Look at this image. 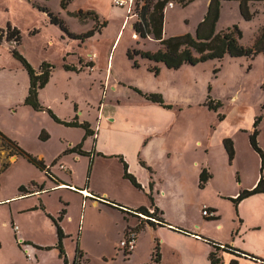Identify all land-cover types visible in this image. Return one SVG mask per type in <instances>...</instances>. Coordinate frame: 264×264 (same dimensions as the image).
<instances>
[{
	"label": "rangeland",
	"instance_id": "374dc122",
	"mask_svg": "<svg viewBox=\"0 0 264 264\" xmlns=\"http://www.w3.org/2000/svg\"><path fill=\"white\" fill-rule=\"evenodd\" d=\"M59 1L0 0V29L6 33L8 24L11 27L15 26L21 37L19 43L14 40L15 36L10 40L4 37L0 43V131L23 151L42 159L49 170V173L43 171L48 178H50L49 174L51 176L52 174H59L63 175L61 176L63 179L66 176L68 178L69 173L61 170L59 165L66 166V168L71 166L74 184L77 186L88 185L89 164H87L84 156L82 159H73L69 156L70 154H67L68 156H62L63 160L55 157L68 144H78L83 137H86L85 132L81 127L66 126L56 122L46 110H34L30 105L24 104L28 90V74L25 68L13 58L12 48L17 49L37 70H39L42 62L53 65L47 87L38 95V100L41 105L49 108L62 120L71 121V118L76 115V117L94 121L98 110L101 113V106L99 107L102 101L100 88L104 89V83L99 76L104 72L105 58L109 54L110 63L113 67L112 73L118 75L126 84V86L120 87L117 94L124 96L129 91L128 84L135 85L145 89L143 91L162 94L161 96L166 102L174 105L175 109L180 108L181 124H183V128L182 126L180 128L182 131H188V136L181 140V143L194 142L198 139L202 130H205L206 127L209 128L210 122L216 119V114L217 116L220 113L227 115L232 123L233 121L239 123L240 119L242 126L249 132L235 130L233 137L230 138L236 147L238 161L243 164L239 172L235 171L238 176L232 174L229 183L224 184L227 188L230 189L235 184H239L241 179L249 182L255 172L260 171L261 166L257 168L258 158L255 154L256 151L249 143L248 134L253 123V120H250L257 115L261 116V125L257 129H259L260 136L258 145L263 150L264 55L262 53H257L251 57L225 55L220 60L211 59L196 65L186 64L177 70L169 69L167 71L164 69L154 79L153 74L148 70L151 65L148 66V69L141 66L139 69L133 70L130 68L132 66L131 60L125 54L126 49H150L146 46H150L151 50L153 49V45L149 44H152L154 40H151L150 43L148 39H142L138 35L131 39L132 33H135L132 25L138 17V10L133 0L130 11L126 10V6H115L114 0L108 2L106 0H70L65 9L60 8ZM35 5L48 7L55 15L63 19L68 31L72 34L84 33L95 24L98 25L104 21H107V25L101 28L100 32H96L80 42L79 39L69 37L59 26L50 23L47 14L38 10ZM141 5L142 3L139 7ZM204 5L205 0H194L185 6H180L173 1L168 2L164 8L163 36L168 37L182 33L194 35L195 28L203 16ZM249 6L252 18L245 20L240 14L237 0H221L216 31L236 25L241 31L239 42L243 46L250 45L259 28L264 24V0H250ZM80 10L83 12L95 10L97 19L88 15L86 16L88 18L80 21L74 16ZM125 17L127 18L123 23ZM154 43V48L159 47L158 42ZM135 59L140 66V61L143 59L139 55H135ZM89 62L93 63L92 67L89 66ZM66 65L75 67L78 69L77 72L83 69L85 74L72 72L73 70L67 69ZM133 68L135 69V67ZM149 74L151 77L148 78ZM208 99L212 103L220 100V106L216 109H209L206 105ZM75 103L78 110L74 112L73 104ZM79 111L81 112L80 115H78ZM92 137H94V133ZM171 138H166V141ZM7 144V142L0 140V200L17 194V192L19 194L18 190L20 186H23L21 184H27L30 182V178L38 175V168L29 162L25 156L17 154V159L14 161V156L9 155ZM86 146H88V142ZM11 161L14 162L10 163ZM4 162H7L8 165H4ZM230 172L233 173L231 167ZM113 173V171L109 172L108 176H105L106 180L109 179L107 182L98 178L90 187L91 190H98L103 186L112 199L117 200L118 198L119 201L126 200L125 202L129 203L142 202L144 204L146 202L145 199L148 196L143 194V189L134 187L135 192L117 189L113 181L116 176ZM227 174H229V169L224 165H219L217 182H221L224 178L227 180ZM53 177L55 180H52L57 183L58 178L55 175ZM67 181L70 182V180ZM67 189L62 190L66 193L63 197L66 201H70L73 217L71 222L67 221V225L69 226L68 230L74 236L67 238L66 248L72 252L75 250L77 224L82 212L80 197L77 196L76 191ZM62 191L52 189L45 193L42 199L32 196L27 200H22V197L12 199L14 200L13 203H9V200L5 203L4 201L0 202V264H18V262H14V260H19V255L13 247L15 238L12 227L16 226L15 223L19 227L16 238L22 236L35 242L55 240V226L45 216V211L59 212L63 207V202H65L59 197ZM217 202L222 212V218L227 220L228 205L221 201ZM39 203L44 205L45 210L42 208L26 210ZM152 205L148 209H153V216L160 218L161 224L164 223L160 212L155 211V206ZM107 207L108 209L104 210V215L102 214L103 211L97 212L94 207L85 214L86 220L94 223L93 229L88 234V240L91 243L102 242L101 251L92 248V254L89 256L90 264H101L94 256L101 252L102 254H109L112 251L111 243L114 241L117 242L116 251L120 257L124 259L128 256L118 247L120 241L118 239L121 236L118 234L124 224L122 218L127 216V212H122L121 208H131L115 202ZM24 208L25 211L17 216V222L11 223L10 212L14 214ZM129 214L133 213L129 212ZM82 219L79 223L80 226L83 225ZM140 219L139 217L136 219L137 224H139L138 228L143 225V221ZM22 245L24 246V242ZM218 246L220 247V245ZM114 264L127 263H122L120 259Z\"/></svg>",
	"mask_w": 264,
	"mask_h": 264
},
{
	"label": "crops",
	"instance_id": "0c3cea01",
	"mask_svg": "<svg viewBox=\"0 0 264 264\" xmlns=\"http://www.w3.org/2000/svg\"><path fill=\"white\" fill-rule=\"evenodd\" d=\"M108 1L106 0V2ZM206 3L208 4V0H205V8L202 11L203 16L207 9ZM126 18L123 19V23L126 21ZM134 36H137V34L132 33L131 39ZM145 39H148L150 43L152 42L151 40H154L150 36ZM154 42L157 41L154 40L152 44H149L153 45L152 50L150 46L146 45L150 49L144 50H156L158 47L154 48ZM141 59L143 60L140 61V66L135 67V69L129 63L127 65L129 64L133 70L139 69L141 66L148 69L149 65L151 67H158L159 71L157 74L148 69L153 74L152 77L154 79L164 69L167 71L170 69L162 62L155 63L145 58ZM105 62L106 67L104 68V72L99 76L100 80L104 83V89L100 88L102 101L99 107L101 106V113L98 110L94 121L79 118L80 111L77 115L78 122H87L89 129L94 131V137L89 135L82 141L81 150L86 154L67 150L75 146L76 143L75 145L68 144L59 155L55 156L57 157L56 159L61 160H63L62 156L67 154H70L69 156L73 159H82L84 156V159L88 162L87 164H89V167L87 166L89 168L88 185L77 186L74 184L71 166H67V168L63 166L64 169L60 168L69 173V177L67 178L66 176L64 179L61 178L63 175L59 174L49 175L50 179L43 171L37 169L38 175L36 177L30 178V182H27V184H21L25 187L26 192L23 193L18 190L19 194L17 192V194L6 197L4 200H0V202L4 201L5 203L9 200V203H13L14 200L12 199L22 197V200H27L32 196L42 199L43 195L52 189L62 191L69 188L70 191H76L75 193L78 194L77 196L81 200L80 206L82 212L77 224L76 235V246L82 251L79 264H90L89 256L92 254L93 247L98 251L102 250V242L95 241L91 243L88 240V234L93 229L94 223L86 220L85 214L94 207V210H97V212L103 211L102 214L104 215V210L108 209L107 206L113 205L114 202L118 204L122 203L131 209L138 207L148 209L153 204L152 206H155L160 212L164 223L158 225L143 221V225L138 228L134 248L128 256L124 259L120 257V254L116 251L117 242L114 241L111 243L112 251L109 254H102L101 252L94 256L101 264H114L120 261V259L122 263L127 264H211L209 258L211 252H216L218 262L215 264H264V192H257L246 196L236 204L232 202V199L236 198L241 190L252 189L257 183L260 174L264 177V163L263 165L260 163L258 154L255 152L258 158L256 165L257 168L261 166L260 171L257 170L249 182L241 179L239 184H235L230 189L224 185L229 183L232 174H236V177L238 176V173L235 171L239 172L243 164L238 161L239 157L236 147L230 137H233V131L235 130L247 132L249 130L242 126L240 119L239 123L233 120L232 123L227 118V115L220 113L218 116L216 114V119L213 122H210L209 128L206 127L205 130H202L198 139L194 142L181 143L180 141L188 136V131H182L180 128L181 126L183 128L181 114L179 113L180 108L175 109V106L166 102L162 96L164 103L170 105L169 108L163 107L156 102L148 101L133 88L139 89L143 93L156 92H146L143 91L145 89L130 84L127 86L128 93L120 96L117 94L118 90L121 86H126V84L118 75L112 73L113 67L110 63L109 54L105 58ZM184 65L186 64L180 67ZM82 70L72 72L85 74V70ZM149 77H151L150 74L148 75ZM47 83L39 90L38 95L47 87ZM103 97H105L104 100ZM73 107L74 112L78 110L76 103L73 104ZM255 117L250 121H254ZM260 121L257 127L261 125ZM252 128L253 123L248 137L252 132ZM257 130L259 144V129ZM169 137L172 138L166 141V138L168 139ZM225 139H231L232 141L233 156L231 158H229L223 144ZM87 142L88 146H86ZM262 149L264 153L263 146ZM12 156H14L15 161L17 155L13 154ZM39 156L42 155L39 154ZM120 158L126 163L128 172L140 183L144 190L143 194L148 196L144 204L142 202L129 203L125 202L126 200H121V202L118 198L117 200L112 199L103 186L98 190H91L90 187L98 178L106 182L109 181V179H105V176H108L109 172L113 171V175L116 176L113 181L117 189L121 191L128 190L129 192L132 190L133 192L136 191L134 186L123 176L124 169ZM219 165L226 166L229 169V174L226 175L227 180L224 178L218 183ZM230 167L233 173L230 172ZM203 169L208 173V178L204 185L200 186L199 174ZM53 175L58 178L57 183L53 181L55 180ZM67 180H70V182ZM64 195L66 193L62 191L59 196L65 201L62 207L65 209V213L59 221V225L65 235L62 239L65 255L68 263L71 264L75 257V250L72 252L68 251L66 241L68 237L72 238L74 236L68 230L69 226L67 225V221L71 222L73 220L72 206L70 205V201H66L65 197H63ZM149 196H151L152 201L149 200L150 202L148 203ZM217 201L228 205L229 215L227 220L222 218V212ZM202 207H207L213 215L210 217L203 216L200 212ZM37 208L45 210L42 203L26 210ZM22 211H25V208L21 211H16L14 214L10 212V222L15 223L14 221L17 220V216ZM121 211L125 212L123 208H121ZM59 212L45 211V216L49 219V216L56 218ZM81 219L83 220L82 226L79 224ZM136 219L137 216L134 214L127 213V216H123L122 222L124 224L118 234L121 235L118 241L124 236L128 227H136ZM14 225L17 228L14 229L12 227L15 238L13 247L19 255V260H14V262H18V264H64L55 247L57 238L52 241L40 242L28 240L22 236L16 238L19 227L17 223ZM22 242H24V246ZM156 243L158 244L159 259L154 262L152 255ZM218 245H226L234 251L232 249L231 251L224 248L221 249Z\"/></svg>",
	"mask_w": 264,
	"mask_h": 264
},
{
	"label": "trees",
	"instance_id": "16d2710c",
	"mask_svg": "<svg viewBox=\"0 0 264 264\" xmlns=\"http://www.w3.org/2000/svg\"><path fill=\"white\" fill-rule=\"evenodd\" d=\"M135 2L136 8L138 10L137 20L133 23L132 27L138 37L144 39L148 36L152 37L159 44V47L154 50H141L137 48L129 49L126 51V55L128 59L131 60L133 67H138L137 59H135V55H139L141 58H145L152 62H162L167 68L170 69H178L183 64L196 65L198 63L216 59L220 60L225 55H229L230 57H251L257 53H262L264 55V24L258 30L256 37L253 42L248 46H243L239 39L241 37V31L238 29L236 25L228 27L221 31H216V23L219 19L220 13V1L221 0H208L207 9L203 16V18L198 22L194 35L190 33H182L177 35H171L168 37L163 36V20H164V8L168 2L173 1L174 3L185 6L192 2L193 0H133ZM238 7L241 16L245 20H250L252 18V13L249 8L250 0H237ZM263 1V0H260ZM70 0H60L59 6L62 9H65ZM140 3H142L141 7ZM34 5V3H33ZM36 6V5H35ZM38 10L44 12L48 16V20L50 23L59 26V28L65 32L69 37L73 39H79L80 41H84L85 39L91 37L96 32H100L101 28L105 27L106 21L101 22L100 24H95L91 29L84 33L80 34H72L68 31L66 24L63 19L55 15L48 7L45 6H36ZM92 15L94 19H97L96 13L94 11H79L74 16L77 17L80 21H84L86 16ZM15 36V41L19 43L21 40L19 30L14 26L11 27L9 24L6 27V33L3 29H0V43L2 39L10 40ZM11 53L13 58H15L27 71L28 74V90L27 94L24 98V104L30 105L34 110H46L50 117L58 123H62L66 126H75L81 127L84 129L85 136L92 135L93 131L89 129V124L87 122H78L77 117L75 115L74 119L71 121H65L57 117L54 112H52L49 108H45L40 104L38 100V92L42 89L49 80V75L53 65L51 63L42 62L39 66V70L35 69L27 59L15 48L11 49ZM89 66L92 67L93 63L89 62ZM67 69L78 71L75 67H70L66 65ZM150 71L155 74L158 73L159 69L156 66L150 67ZM139 95H141L144 99L152 102H156L163 107L169 108V104H165L161 95L158 93H143L139 89L133 88ZM209 109H216L220 106V101H216L214 103L208 99L206 103ZM260 116L254 118L253 121V131L249 135V143L251 147L259 154L261 164L264 163V153L258 145L257 142V125L260 121ZM82 140L75 146L70 149H67L71 152H76L79 154H86L81 150ZM0 140L7 142V149L9 150V155H23L26 159L34 164L38 169L49 173L46 165L44 164L42 159H39L31 154L23 151L19 146H17L12 140L7 138L0 131ZM224 147L228 153L229 158L233 156V147L231 139H225ZM14 150V151H13ZM120 161L123 163V176L128 179L130 183L138 188L142 189L140 183L137 182L136 178L128 172V167L126 163L120 158ZM8 165L7 162H4V165ZM50 175V174H49ZM51 176V175H50ZM208 178V173L203 169L199 174V185L203 186ZM24 186H20L19 191H25ZM257 192H264V177L261 174L257 183L252 189L243 190L239 192L236 198L232 199V202L236 204L242 198L249 196L251 194ZM149 200L152 201L151 196H149ZM135 212H140L143 214H147V208L138 207L133 209ZM155 211H158L156 207H154ZM65 213V209L62 208L59 212V215L54 218L49 216L51 221L55 226L56 232V244L55 247L58 250L59 256L62 258L64 264L68 263L67 257L65 255V251L62 245V239L65 236L60 225L59 221L62 219ZM149 224H153L151 221H146ZM82 257V251L76 246L75 249V257L71 264L80 263V258ZM211 264H215L218 262L216 258V252H211L209 255ZM159 252H158V244L156 243L152 260L154 262L158 261Z\"/></svg>",
	"mask_w": 264,
	"mask_h": 264
},
{
	"label": "built area",
	"instance_id": "2783aa9c",
	"mask_svg": "<svg viewBox=\"0 0 264 264\" xmlns=\"http://www.w3.org/2000/svg\"><path fill=\"white\" fill-rule=\"evenodd\" d=\"M131 3H132V0H114L115 6H118V7L126 6L127 11H130ZM59 166L62 169L64 168L63 165H59ZM123 209H124L125 212L133 213L137 217L141 218L140 220H142V221L149 220L152 223L161 224L160 223V221H161L160 218L153 216V209H147L148 210L147 214H143V213H140V212H135L134 210H131V209H128V208H123ZM201 213H202L203 216H207V217H210V216L213 215V213L210 212L207 207H202ZM138 226H139V224H137L136 227H128L126 229V232H125L123 238L120 239V241L118 243V247L123 250L125 255H128L132 251V249L134 248V245H135V242H136V238H137V234H138V230H137ZM13 228L16 229L17 227L14 226ZM220 247H222L224 249H227V250H230V251L232 249V248L227 247L225 245H220ZM232 251H234V250L232 249Z\"/></svg>",
	"mask_w": 264,
	"mask_h": 264
},
{
	"label": "bare ground",
	"instance_id": "6f19581e",
	"mask_svg": "<svg viewBox=\"0 0 264 264\" xmlns=\"http://www.w3.org/2000/svg\"><path fill=\"white\" fill-rule=\"evenodd\" d=\"M209 242V241H208ZM220 248V247H219Z\"/></svg>",
	"mask_w": 264,
	"mask_h": 264
},
{
	"label": "clouds",
	"instance_id": "9594fccd",
	"mask_svg": "<svg viewBox=\"0 0 264 264\" xmlns=\"http://www.w3.org/2000/svg\"><path fill=\"white\" fill-rule=\"evenodd\" d=\"M118 7V6H117Z\"/></svg>",
	"mask_w": 264,
	"mask_h": 264
}]
</instances>
